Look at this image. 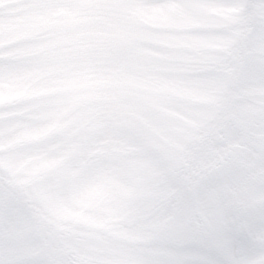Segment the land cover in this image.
Returning <instances> with one entry per match:
<instances>
[{
  "label": "snow or ice",
  "instance_id": "snow-or-ice-1",
  "mask_svg": "<svg viewBox=\"0 0 264 264\" xmlns=\"http://www.w3.org/2000/svg\"><path fill=\"white\" fill-rule=\"evenodd\" d=\"M0 264H264V0H0Z\"/></svg>",
  "mask_w": 264,
  "mask_h": 264
},
{
  "label": "clouds",
  "instance_id": "clouds-1",
  "mask_svg": "<svg viewBox=\"0 0 264 264\" xmlns=\"http://www.w3.org/2000/svg\"><path fill=\"white\" fill-rule=\"evenodd\" d=\"M80 227H81L83 230H85V231H90V230H91V227H90V225H89L88 223H84V224H82ZM58 250L63 251L62 248H60V249H58Z\"/></svg>",
  "mask_w": 264,
  "mask_h": 264
}]
</instances>
